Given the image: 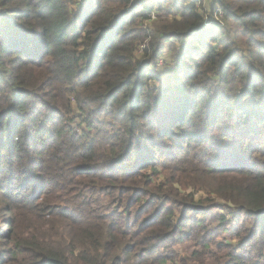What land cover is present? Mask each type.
I'll return each mask as SVG.
<instances>
[{"label": "trees", "instance_id": "obj_1", "mask_svg": "<svg viewBox=\"0 0 264 264\" xmlns=\"http://www.w3.org/2000/svg\"><path fill=\"white\" fill-rule=\"evenodd\" d=\"M0 215V264H264V0H0Z\"/></svg>", "mask_w": 264, "mask_h": 264}, {"label": "rangeland", "instance_id": "obj_2", "mask_svg": "<svg viewBox=\"0 0 264 264\" xmlns=\"http://www.w3.org/2000/svg\"><path fill=\"white\" fill-rule=\"evenodd\" d=\"M162 65H163V63H162ZM241 138H242V135H237L236 136V139L238 140L239 147H237L238 150L235 151V152H239V153H237L236 156H233L231 154L232 156L230 157L229 156L230 155L229 152L226 151L223 148L224 145H221V143H220V142L224 141L223 137H220L219 135L216 136V140L214 141V145H215V147H217L219 149V154L221 156L220 158L223 159V163L226 165V167H228L230 165L239 167L240 165L247 164L249 162V159H252V160L254 159V154L252 153V151L247 150L245 147H243L241 145V142H242ZM180 140H182V142H183V137H181V136L177 137L176 141L179 142ZM171 146H172V150H170V152H168V154H166V156L161 157V160H164L165 158H168V157L169 158H175V160H176V159L181 157V155L183 153V144L180 143V145H179L181 149H178L176 147L175 141L172 143ZM226 148H228V147H226ZM255 156H258V155H255ZM129 169H128V167L127 168H123L122 172H129ZM163 178H164V173L161 172L159 177H158V180L156 182H159V181L163 180ZM190 192H192V194H193L192 195L193 199H194L193 202L195 204H198L199 202H204L205 203L204 207L206 208L205 211L207 213H211V214H224L225 213L224 209H222V208L214 209V204L212 202L214 197L207 198L206 197L207 194H205L203 192L196 193L193 190H189L188 194ZM0 218H1V215H0ZM244 219H245V217H244ZM218 223L219 222L216 221L215 225L218 224ZM0 224H1V221H0ZM227 236L231 237V235H227ZM175 249L177 251L183 253V254H190L191 253V246L188 243L184 244V245H181V246H178ZM216 257H224V255L219 254V253L214 254L213 256L210 257L211 258L210 264H217ZM223 262H225V260H223Z\"/></svg>", "mask_w": 264, "mask_h": 264}]
</instances>
